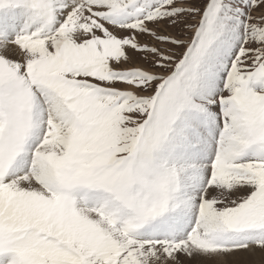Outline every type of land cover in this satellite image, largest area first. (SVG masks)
Wrapping results in <instances>:
<instances>
[{
  "label": "snow or ice",
  "instance_id": "snow-or-ice-1",
  "mask_svg": "<svg viewBox=\"0 0 264 264\" xmlns=\"http://www.w3.org/2000/svg\"><path fill=\"white\" fill-rule=\"evenodd\" d=\"M189 261L264 264V0H0V264Z\"/></svg>",
  "mask_w": 264,
  "mask_h": 264
},
{
  "label": "rangeland",
  "instance_id": "rangeland-1",
  "mask_svg": "<svg viewBox=\"0 0 264 264\" xmlns=\"http://www.w3.org/2000/svg\"><path fill=\"white\" fill-rule=\"evenodd\" d=\"M254 260H258V257L253 258ZM187 264H193V262L189 261Z\"/></svg>",
  "mask_w": 264,
  "mask_h": 264
}]
</instances>
